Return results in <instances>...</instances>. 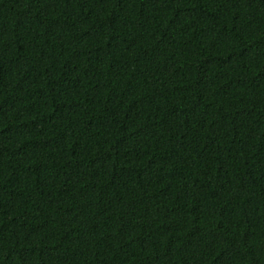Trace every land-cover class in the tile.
<instances>
[{"label":"trees","instance_id":"trees-1","mask_svg":"<svg viewBox=\"0 0 264 264\" xmlns=\"http://www.w3.org/2000/svg\"><path fill=\"white\" fill-rule=\"evenodd\" d=\"M0 264H264V0H0Z\"/></svg>","mask_w":264,"mask_h":264}]
</instances>
